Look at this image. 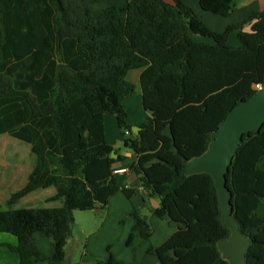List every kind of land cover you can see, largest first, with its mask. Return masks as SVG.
I'll return each instance as SVG.
<instances>
[{
  "label": "trees",
  "instance_id": "trees-1",
  "mask_svg": "<svg viewBox=\"0 0 264 264\" xmlns=\"http://www.w3.org/2000/svg\"><path fill=\"white\" fill-rule=\"evenodd\" d=\"M98 1L0 0V135L27 143L36 157L26 186L0 210V233L17 238L7 247L18 264L44 261L36 233L55 249L49 264H66L74 212L106 209L119 192L135 195L113 173L124 158H113L119 152L106 141L104 117L112 116L123 135L132 133L124 149L136 158L131 170L143 199L158 198L153 214L177 228L156 248L148 218L131 213L136 223L127 245L134 246L138 233L161 264H229L218 249L231 231L220 220L214 180L187 176L186 169L208 150L230 111L253 97L256 86L264 88V11L215 33L181 0H131L96 10ZM200 7L228 18L236 4L200 0ZM234 32L239 47L229 44ZM132 70L142 71L149 114L138 136L123 106L135 94L127 80ZM52 187L48 201H62L61 207L13 209ZM228 187L235 220L252 243L247 264H264V126L244 136ZM108 252L105 264H127Z\"/></svg>",
  "mask_w": 264,
  "mask_h": 264
},
{
  "label": "crops",
  "instance_id": "crops-1",
  "mask_svg": "<svg viewBox=\"0 0 264 264\" xmlns=\"http://www.w3.org/2000/svg\"><path fill=\"white\" fill-rule=\"evenodd\" d=\"M129 1L131 0H99L95 9L100 10ZM164 1L173 3V0ZM181 2L192 9L197 17L215 33H223L229 26L242 22L253 13L264 11V0H235V11L230 17L223 18L203 11L200 7V0H181ZM195 41L211 43V40L204 38H195ZM229 44L233 47L240 46L236 32L230 35ZM141 74V70H132L127 74V80L135 86V94L126 97L123 101V106L128 114L127 122L132 127L134 135H136L135 128H141L149 116L143 107ZM131 112L137 115L136 119L131 118ZM104 127L107 143L119 152L116 158L119 156L124 158L113 166V173L115 170H126L114 175L121 187L134 189L136 193L131 199H128L122 192L113 196L106 208L105 215L95 219L92 217L89 228L80 227V235L84 236L85 240L80 235L74 236L72 229V236L66 247V264H74L70 257L82 247L86 249L85 255H104L109 246H112L114 257L124 263H134L133 248H137V264H161L156 257L147 254L148 245L143 244L138 233L135 234L134 246L129 247L127 245L136 223L133 217L127 219L122 235L118 236L121 220L131 213H137L148 218L152 229L150 244L156 248L169 240L177 232V228L171 224L170 219H160L153 214L152 210L160 207L158 198H148L147 202L143 199L145 192L140 186L138 177L131 170L136 158L132 152L124 149L125 136L120 130L117 120L112 116H105ZM0 138H4L0 145V210H6L7 201L11 195L26 186L29 175L35 168L36 157L31 151V146L10 134L0 135ZM55 194L56 188L54 187L36 191L16 203L13 209L61 207L62 201H48ZM76 214L79 213H74V225H79ZM35 239L44 261L37 262L35 257H32L31 264H49L48 260L53 257L55 252L52 243L43 233H36ZM0 244L2 245L0 246V264H18L19 256L7 247L8 245L16 246L18 244L17 238L11 234L0 233ZM88 264L95 263L89 261Z\"/></svg>",
  "mask_w": 264,
  "mask_h": 264
},
{
  "label": "water",
  "instance_id": "water-1",
  "mask_svg": "<svg viewBox=\"0 0 264 264\" xmlns=\"http://www.w3.org/2000/svg\"><path fill=\"white\" fill-rule=\"evenodd\" d=\"M263 126L264 88L231 110L212 133L208 150L187 163V176L208 174L214 180L221 210L220 220L231 231L227 239L218 243V249L229 264H247V253L252 243L235 220L233 193L228 187V175L244 136L260 131ZM140 131L141 128H135L134 132L138 136ZM112 157L117 156L113 153Z\"/></svg>",
  "mask_w": 264,
  "mask_h": 264
},
{
  "label": "rangeland",
  "instance_id": "rangeland-1",
  "mask_svg": "<svg viewBox=\"0 0 264 264\" xmlns=\"http://www.w3.org/2000/svg\"><path fill=\"white\" fill-rule=\"evenodd\" d=\"M131 118L132 119H136L137 115L134 112H131ZM4 138H0V145L2 144L1 142H3ZM107 209H101V210H96V211H86V212H82V211H75L74 213H79L76 214L77 215V220L79 221V225H74L73 230H74V236H79L80 235V227H86L89 228L90 226V222L91 219H93L92 217H94V219L97 217L99 218L100 216H103L106 214ZM131 217L130 215H128L127 217H125L124 219L121 220L120 222V228L118 231V236H120V234L122 233V230L126 224L127 219ZM122 235V234H121ZM81 236V235H80ZM83 240H85L84 236H81ZM148 245V244H146ZM108 248H111V252L113 254L112 251V246L107 247L106 249V253H104V255H85L86 253V249L85 248H81V250H76L72 255H71V259L74 262V264H88L89 261H93V263L98 264L99 262H102L103 264L106 263V261L109 258V252H108Z\"/></svg>",
  "mask_w": 264,
  "mask_h": 264
},
{
  "label": "built area",
  "instance_id": "built-area-1",
  "mask_svg": "<svg viewBox=\"0 0 264 264\" xmlns=\"http://www.w3.org/2000/svg\"><path fill=\"white\" fill-rule=\"evenodd\" d=\"M256 89L257 90H260V89H262V87L261 86H256ZM124 135H125V137L126 138H129V137H131L132 136V133H130V131H125V133H124ZM126 170H115L114 171V174H120V173H123V172H125ZM143 189V188H142Z\"/></svg>",
  "mask_w": 264,
  "mask_h": 264
}]
</instances>
